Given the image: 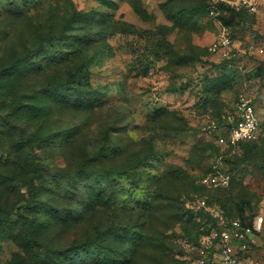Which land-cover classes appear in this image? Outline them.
Returning <instances> with one entry per match:
<instances>
[{
    "label": "rangeland",
    "instance_id": "rangeland-1",
    "mask_svg": "<svg viewBox=\"0 0 264 264\" xmlns=\"http://www.w3.org/2000/svg\"><path fill=\"white\" fill-rule=\"evenodd\" d=\"M31 133L46 178L32 206L0 167V264H217L235 220L264 259V0H0V160Z\"/></svg>",
    "mask_w": 264,
    "mask_h": 264
},
{
    "label": "built area",
    "instance_id": "built-area-1",
    "mask_svg": "<svg viewBox=\"0 0 264 264\" xmlns=\"http://www.w3.org/2000/svg\"><path fill=\"white\" fill-rule=\"evenodd\" d=\"M229 40L226 38L223 43ZM259 119L257 113L249 100L241 99L237 106V116L230 119L226 124V139L229 143H238L251 140L259 130ZM224 140V138H222ZM211 178L205 177L204 181L209 182ZM216 182V179H211ZM223 183L228 182V177L221 178ZM252 229L241 224L239 221H232L230 225L221 231L219 249L220 258L217 264H244V251L249 247ZM250 264H264V259H254Z\"/></svg>",
    "mask_w": 264,
    "mask_h": 264
},
{
    "label": "trees",
    "instance_id": "trees-1",
    "mask_svg": "<svg viewBox=\"0 0 264 264\" xmlns=\"http://www.w3.org/2000/svg\"><path fill=\"white\" fill-rule=\"evenodd\" d=\"M84 74V73H83ZM38 136L35 133H31L28 136H20L15 142L14 145H11L10 148L12 149L13 147V152L15 153V156L12 157V153H10L9 155H6L4 157V159L0 160V167H4V166H8L9 170L7 175L5 176L6 178H10L11 180H20V179H24V181H26V183L28 184V188H29V192L32 196V201H31V205L34 206L35 205V199L34 194L36 191V183L35 181H43L46 178L45 173L43 172V170L41 169V167L36 164L34 162V160L32 159V150H33V144L36 142ZM28 141L31 142V146L30 148L27 150V160H26V165L29 166L30 168V174L27 177H22V170H21V163L20 161H17V152L20 149L19 147L25 145L28 143ZM12 151V150H11ZM1 177V176H0ZM5 177H2V179H4ZM23 225L25 224H34V220L26 217L23 221H22ZM22 234L25 237L30 236L29 233H27V231H22ZM89 252L91 253H95L94 249L88 248V249H84V256L82 257V254L78 255L79 256V260H83V264H111V261H109L111 258H103V257H96L95 260H90L89 257H87L86 254H88ZM42 253L39 254V256ZM35 258L36 257H32L31 259V263L30 264H35ZM93 258V257H92ZM91 258V259H92ZM69 261H72V258H68ZM62 263L60 264H68V262L64 259H62L61 261ZM81 262V263H80ZM73 264H82V261H75V263Z\"/></svg>",
    "mask_w": 264,
    "mask_h": 264
}]
</instances>
